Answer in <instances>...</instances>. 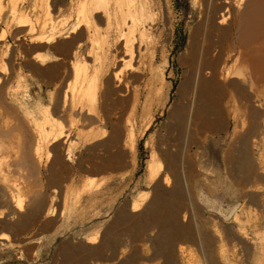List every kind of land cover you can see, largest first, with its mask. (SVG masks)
Returning <instances> with one entry per match:
<instances>
[{"label":"bare ground","instance_id":"obj_1","mask_svg":"<svg viewBox=\"0 0 264 264\" xmlns=\"http://www.w3.org/2000/svg\"><path fill=\"white\" fill-rule=\"evenodd\" d=\"M193 1L199 19L178 58L184 71L166 129L170 136L159 147V159V150L152 149L146 161L151 192L132 200L114 225L125 226L132 237L146 235L144 259L152 264H264V0ZM1 25L2 58L10 36L37 91L18 100L0 60V150L15 132L27 137L35 130L43 136L34 141L39 158L45 145L62 150L47 154L51 162L82 168L72 151L79 141L93 154L94 171L134 168L137 135L150 126L151 119L142 123L165 83L175 29L170 0H0ZM230 100L238 113L223 163L236 190L225 210L218 196L196 193L193 185L209 139L227 131ZM11 194L9 203L0 189V224L6 227L15 208L21 210L20 197ZM99 237L96 231L77 250L99 256Z\"/></svg>","mask_w":264,"mask_h":264},{"label":"rangeland","instance_id":"obj_2","mask_svg":"<svg viewBox=\"0 0 264 264\" xmlns=\"http://www.w3.org/2000/svg\"><path fill=\"white\" fill-rule=\"evenodd\" d=\"M170 2L172 5L175 29L172 40L167 44L168 45L167 65L164 68V81H163V83L164 82L165 83H164V87L161 90L155 92V95L153 96L154 101L152 103L153 104L152 113L149 116L147 115V117H145L142 123L145 124L144 122L146 119H147L146 122L148 121V119H151L149 124L150 126H148L147 130H145L143 134H140L139 136L137 135L136 138L137 143L135 144V152H136L135 167L134 168L128 167L123 171L119 172V174L112 173L113 176L108 181L106 180V178H103L99 183H96V180L89 179L88 177H84L85 181H83L82 187L89 185L91 187L89 191L87 190L86 192L82 193L80 191L82 190L81 187L80 190L77 189L74 192L68 191L67 194L65 192V195L63 196L64 207L60 215H62L63 218H65L67 214L66 211L68 210L67 203L69 201L71 200L74 201L75 214H76L78 208H80L82 204L83 196L88 195L94 191L99 192L102 189H105L107 185L113 187L114 210H113V214L110 217V220H112L110 223L111 225L109 224V226L104 232V235H101L99 237L98 242L95 244V246L97 245L102 246L105 244V241L111 244V245L109 244L110 248L108 247L111 251V256H110L111 260L108 264H152L150 261L144 259L145 257H149V255L146 256L143 254V249L145 247H148L147 246L148 243L146 242L145 244L146 235L144 234L143 236L140 235L138 237V233L136 232L135 237H132L130 234V232L134 234L132 231L128 232L125 226L117 227V225L114 224L116 221L117 214L120 213L124 208L128 210L129 208L128 206L132 200L138 198L140 195L144 193L151 192L150 184L146 179V172H145L146 161L150 158L151 152L153 150L156 151L159 150L160 145H163L170 136L167 133L166 129L170 122L169 117L171 115L170 112H172V105L176 99V90L180 82L182 72L184 71L183 67L178 62V58L182 56V54H184V50L188 42L190 28L193 27L199 19L198 14L196 15L195 18L193 17L194 12H198L199 10L198 5H195L193 0H170ZM0 28H3V25H1ZM7 40H6V44L9 42V44L7 45H9L10 48L8 47L9 49L7 52V56L4 59L2 58L3 47L2 44L0 43V60L1 59L2 61L4 60L3 62L7 64L8 70L6 71V74L7 73L8 74L5 75L9 79V86L13 88L16 98H19L18 100L20 99L24 100L27 99L29 95L32 96L33 93L37 91V89L31 86L30 73L26 68V59H23L21 57V55L23 56V54L18 51H15L14 40L10 36L7 38ZM50 55H52V52L50 53ZM156 62L157 65L160 66L161 61L159 60V58H157ZM233 64H234V59H231L226 63V66L232 67ZM260 86L264 87V83L260 84ZM43 100L46 103L47 97L43 96ZM253 104L254 102L252 101L251 105ZM257 104L258 102L255 103V105ZM156 107H158V110L156 109ZM226 108L229 113L228 115L229 124L227 127V131L224 132L220 137L209 139L204 154L201 155V158L199 160L201 175L195 179L193 186L195 188L196 193L202 192L204 193V195L209 196V198L212 200H216L218 196L219 205L225 210H228L230 208V204L228 200L230 196H232V194L235 193L236 188L234 186V181L228 178L227 175L225 174L226 168L223 163V156L227 144L231 140L232 131L235 126L234 119L237 118L238 111L233 101L231 100L229 101V103L226 104ZM20 115L21 113L18 114V116ZM152 115L154 118L152 117ZM37 133L35 130L30 131V133L26 137V135L24 136L19 132H15L13 136L10 138V140L5 141V146L0 150V167H1L0 170H2V172L0 171V175L2 174L0 176V189H6L9 203H10V195H12L11 193H13V196L15 197L17 196L18 198L20 197L19 199L21 200V210L18 212L15 208L17 214H15L14 216L13 214L10 215L11 221L13 223L22 221L25 211L27 186L31 190L32 186H35L36 188V185L38 184L39 190H41V169L42 167L47 166L49 162H50L49 167H52L53 162H55V160L53 159L51 162V157L47 158V154L50 152L52 153V155H55L56 153L59 152L61 155H63V153H61L62 150L61 151L51 150V147L47 146L48 148L47 147L45 148V145L44 146L42 145L43 148L40 152L42 154V155L40 154L42 157L39 158V154H38L39 151L35 150L36 148L35 145L37 142H40V140L38 139H41V137L43 138V136L42 134H39L38 131ZM261 133L264 135V128L262 129ZM22 135L24 136V138ZM10 141L11 142L13 141L14 143H11ZM34 141L36 143H34ZM10 144L12 145L11 147ZM27 145L28 146L30 145V147L27 148ZM75 145H72L73 147L72 151H74L73 155L77 159L79 158L81 160V162L83 163V167L85 168V166H88L90 167V169H92L93 173L94 172L99 173L98 171L93 170L92 165L94 164L89 159L90 156L89 154L91 155L93 154L89 153L86 147L82 146L79 143V141L78 143H76L75 141ZM162 152L163 149H161V153ZM36 153L38 154V156ZM24 157L30 158V160L28 159V161L25 163ZM159 157H160V150L158 151L157 158L159 159ZM77 159H74V161L77 162ZM64 162L66 164H69L66 161ZM75 164L76 163L72 165ZM34 166L37 168L36 172L33 170ZM82 168H79V170L81 171ZM81 173H85V172L82 170ZM117 175L119 177L123 176L122 177L123 180L121 181L118 180ZM209 189H211V191H209ZM8 192L10 193V195ZM10 205L14 206L12 201ZM2 209L5 210L3 206H0V210ZM70 212L71 209L69 210L68 213ZM96 215L100 216L99 213ZM1 220H3V218ZM11 221L9 220V222ZM259 230L260 232L264 233V223L260 225ZM113 232L116 233L115 237L113 235ZM150 232L151 234L153 233V231ZM2 239H7L9 241V237H6L5 235L3 236ZM81 247L86 248L87 247L86 242H85V246H81ZM78 248L79 247H77V249ZM90 254L95 258L98 257V256H94L92 253ZM130 258H134V260L129 261L128 259ZM81 263L84 264L83 259ZM75 264H79V263L76 261ZM92 264H100V263L93 262Z\"/></svg>","mask_w":264,"mask_h":264},{"label":"crops","instance_id":"obj_3","mask_svg":"<svg viewBox=\"0 0 264 264\" xmlns=\"http://www.w3.org/2000/svg\"><path fill=\"white\" fill-rule=\"evenodd\" d=\"M49 164L41 169V190L38 184L36 188L32 186L31 190L27 186L22 221L11 222L9 227L0 224V235L9 237V241L0 240V264H72V259L80 262L82 258L85 259V264L93 262L108 264L111 260L108 246L102 245L96 258L88 251L81 254L77 247L85 246L87 237L97 230L100 236L104 235L112 221L110 217L114 210L113 187L107 185L99 192L94 191L83 196L82 204L76 214L72 200L67 203L65 218L60 213L64 207L65 192L80 190L85 181L84 177L99 183L103 178L108 181L113 174L103 171L93 173L88 166L83 167L85 173H81L82 170L80 171L77 165L69 167L59 160L53 162L52 167H49ZM33 170L36 172L37 168L34 166ZM51 209H54V215L48 216L47 211ZM70 209L71 212L68 213ZM98 213L100 216L96 215ZM66 254H74V257L69 258Z\"/></svg>","mask_w":264,"mask_h":264}]
</instances>
